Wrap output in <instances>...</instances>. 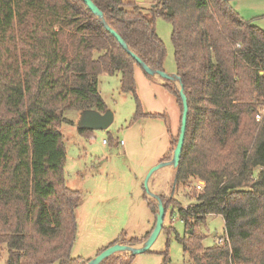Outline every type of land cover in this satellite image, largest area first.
<instances>
[{
	"label": "trees",
	"instance_id": "obj_1",
	"mask_svg": "<svg viewBox=\"0 0 264 264\" xmlns=\"http://www.w3.org/2000/svg\"><path fill=\"white\" fill-rule=\"evenodd\" d=\"M92 1L156 72H164L166 55L156 20L172 25L189 106L174 189L204 183L191 198L196 202L177 211L188 264H264V31L244 20L231 0H152L149 12L137 0ZM137 67L82 0H0V250H8L6 264L84 262L71 256L81 195L66 185L61 125L68 110L108 111L99 91L104 73L120 74L122 91L135 96V120L154 117L137 96ZM164 87L180 107L181 130L180 90ZM91 132L79 129L83 136ZM161 199L167 214L175 201ZM209 216L224 219L226 239L205 247L200 227ZM153 230L113 245L143 244ZM134 257L114 255L102 264H129ZM163 264H170L168 255Z\"/></svg>",
	"mask_w": 264,
	"mask_h": 264
},
{
	"label": "rangeland",
	"instance_id": "obj_2",
	"mask_svg": "<svg viewBox=\"0 0 264 264\" xmlns=\"http://www.w3.org/2000/svg\"><path fill=\"white\" fill-rule=\"evenodd\" d=\"M137 1L147 11L153 6L152 0ZM231 5L244 20L252 21L264 31V0H231ZM156 30L166 47L164 72L176 76L172 25L158 17ZM135 80L144 113L154 117L135 120V96L122 91L120 74L106 73L99 76V91L108 110L114 114V123L108 130L92 131L83 136L78 128L81 112L68 110L64 114L65 121L61 125L67 153L64 177L68 188L81 195L76 209L77 236L71 256L84 260L82 264L96 258L115 241L143 238L155 226L158 201L149 196L146 179L164 157H173L181 111L176 98L164 84L174 89H180V85L178 81L146 75L140 67L135 69ZM259 114L264 115V108L259 109ZM169 170H174L175 176L172 166L156 174L163 181L164 189L157 192L150 185L153 194L175 201L166 214L165 230L148 252L135 256L129 264H163L167 255L170 264H188L183 245L178 241V237L184 238L187 232L177 211L180 206L186 208L195 203L191 198L202 190L196 186L174 189V176ZM257 174L258 170L255 177ZM196 184L194 180L193 185ZM145 197L154 208L153 212ZM200 232L205 236L203 245L212 247L226 239L225 221L221 216H209ZM127 255L131 256L123 252L115 254L117 257ZM7 259L8 250L4 247L0 250V264H6Z\"/></svg>",
	"mask_w": 264,
	"mask_h": 264
},
{
	"label": "water",
	"instance_id": "obj_3",
	"mask_svg": "<svg viewBox=\"0 0 264 264\" xmlns=\"http://www.w3.org/2000/svg\"><path fill=\"white\" fill-rule=\"evenodd\" d=\"M82 1L88 6L91 12L102 22V24L107 28V30L115 37V39L118 41L121 47L125 51H127L128 54H130L134 60H136V62L141 66V68L146 72V74H148L149 76H159L168 81H173V82L178 81L180 85V89H179L180 95L183 102L182 126L180 130L178 144L174 150L173 157L171 161L160 163L159 165L151 169L146 179V188L149 196H152L158 201V214L156 216V225L154 227V230L151 233L150 237L147 239V241H145L140 247H136L132 245H124L120 243L115 244L102 251L96 258L90 260L87 263V264H102L104 261L111 258L117 253H121V252L130 253V255L132 256H137L148 252L155 243V241L157 240L160 233L162 232L166 217L165 207L161 197L151 192L149 183L153 175L162 168L172 166L174 169H177L185 143L189 106H188L187 97L184 93V87L181 83L180 78L177 75L170 76L165 74V72H161V71L156 72L151 68H149L147 65H145L144 62L138 57V55L129 49V47L119 36V34L115 32L107 24L104 13L93 3V1L92 0H82ZM168 14L172 15V12H169ZM113 123H114V114L109 110L104 114L96 110H86L81 113V118L78 123V128L89 131H105L108 130L113 125Z\"/></svg>",
	"mask_w": 264,
	"mask_h": 264
},
{
	"label": "crops",
	"instance_id": "obj_4",
	"mask_svg": "<svg viewBox=\"0 0 264 264\" xmlns=\"http://www.w3.org/2000/svg\"><path fill=\"white\" fill-rule=\"evenodd\" d=\"M156 77V76H155ZM165 85V84H164ZM168 167H171V166H168ZM168 167H165V168H168ZM163 169V168H162ZM160 171V170H159ZM159 171H157L154 175H153V177H152V179L150 180V183H149V186L150 185H152V187H155V190H157V192H160L162 189H164L165 188V186H164V183H163V181L160 179V178H157V176H156V174L159 172ZM170 171V170H169ZM170 173H171V175H172V177L174 176V170H171L170 171ZM151 189V188H150ZM149 232H150V230L147 232V234H149ZM146 234V235H147ZM145 237V236H144ZM140 239H142V238H140ZM142 244H139V245H136L137 247H140Z\"/></svg>",
	"mask_w": 264,
	"mask_h": 264
},
{
	"label": "built area",
	"instance_id": "obj_5",
	"mask_svg": "<svg viewBox=\"0 0 264 264\" xmlns=\"http://www.w3.org/2000/svg\"><path fill=\"white\" fill-rule=\"evenodd\" d=\"M259 119H260V116L258 117V120ZM203 186H204V183L200 182V183L197 184V189L198 190H202Z\"/></svg>",
	"mask_w": 264,
	"mask_h": 264
}]
</instances>
